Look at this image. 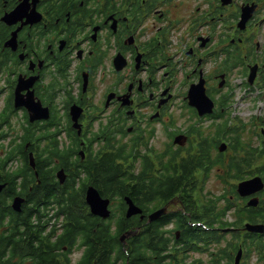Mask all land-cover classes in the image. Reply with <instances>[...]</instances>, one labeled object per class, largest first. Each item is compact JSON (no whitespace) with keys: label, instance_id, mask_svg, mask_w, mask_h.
<instances>
[{"label":"flooded vegetation","instance_id":"obj_1","mask_svg":"<svg viewBox=\"0 0 264 264\" xmlns=\"http://www.w3.org/2000/svg\"><path fill=\"white\" fill-rule=\"evenodd\" d=\"M199 84L213 113L192 108L195 123L174 129L157 154L151 140L156 124L169 126L166 106L180 96L188 105ZM244 86L255 91L252 103L264 100V0H0V264H235L239 249L246 264L245 242L257 237L235 215L224 220L237 207L214 210L202 199L194 209L190 194L184 205L165 201L166 186L187 179L111 171L122 151L141 166L151 152L164 172L168 149L178 163L214 164L219 128L202 123H222ZM249 118L263 136L257 146L242 140L232 148L239 154L217 165L250 164L228 183L242 209L250 197H237V184L264 179V117ZM89 186L109 201L108 216L90 210ZM126 197L139 208L130 216ZM253 253L262 263L261 248Z\"/></svg>","mask_w":264,"mask_h":264},{"label":"rangeland","instance_id":"obj_2","mask_svg":"<svg viewBox=\"0 0 264 264\" xmlns=\"http://www.w3.org/2000/svg\"><path fill=\"white\" fill-rule=\"evenodd\" d=\"M232 83L236 84V81L233 79ZM238 91H239V89H236L235 94ZM249 104H250L249 101H240L239 100V105L235 106L236 107V109H235L236 113L234 114V116H235L234 122H233V126L231 128L235 127V119L237 117L239 127L244 126V132H242V134L240 135L241 136L240 138L243 141L249 142L252 146L256 147L258 144L260 136L255 132V130H253V132H252L249 113H252L251 117H253L255 112L248 110ZM238 107H240V108H238ZM166 108L167 109L164 110V113L168 114L169 120L167 122V125H169L170 127H168V128L160 127L158 124H156V128H154L156 130L155 139L151 140L152 149H154V151L157 154L159 152L165 151V145H166V143L169 142L168 137H167V133H170L174 129L186 130L187 126L195 123V119L194 120L191 119V116L193 114L190 113V110L188 109V107H183V105L181 103V96L176 99V101L174 102V104L172 106L169 105V106H166ZM261 114L264 115V100H263V107L261 109ZM212 124H214V122L204 121L202 123L201 127L205 128L207 125H212ZM214 128H215V126H214ZM214 128H212V129H214ZM236 130H237V128H236ZM236 130H232V132L230 134H228V137L230 139L234 138L233 136H234ZM215 152H217V150H215ZM139 153H142V154L145 153V149L144 148H138V155H139ZM218 154L219 153H216L215 157H217ZM166 155H167V157H169L170 153L166 152ZM131 163H134L133 166H135V168L132 167V169H135L136 171L141 166L140 159L136 157L134 161H131L130 159H128V161L125 163L124 167L125 168L129 167L131 165ZM156 169L157 170L161 169V166L158 165V167ZM220 169H222V166L220 168H219V166H214L210 170V173L208 175V180L205 183V185L203 186L202 194H205L206 197H208L210 199H214V198L216 199V201L214 203V205L216 206V210H221V208L226 205L228 200H231V202H233L232 200H236V201H234V203L232 205L234 207L239 208V206H241V203L243 204L245 202H243L237 198H232V199L229 198V195H231V194H230V192H228L229 186L226 185L229 182L225 183V182H222L221 180H219L218 173H220V174L223 173L222 171H219ZM197 185H200V183H198ZM237 197H238V195H237ZM232 210H234V208ZM225 219L233 221L235 218H234L233 214L231 213L228 215V217H225L224 220ZM228 238H230V237H228ZM246 264H263V263H260V260H257V255L255 253H253L249 257Z\"/></svg>","mask_w":264,"mask_h":264},{"label":"trees","instance_id":"obj_3","mask_svg":"<svg viewBox=\"0 0 264 264\" xmlns=\"http://www.w3.org/2000/svg\"><path fill=\"white\" fill-rule=\"evenodd\" d=\"M241 144L242 143H240V145ZM127 156L124 155V151L119 152L116 156L118 158V160L120 161V163H118V164H115L114 160L112 159V163H113V167H114L111 170L113 173L112 176H114L115 178H120V179L121 178H145L147 176H155L156 171L152 166H148V165H150L149 162H145L143 164V166L139 169V171H135L134 169L132 170L133 165H131V167H130L131 172L129 171L130 169H124L123 166H124V163L127 161ZM176 156H177V154L175 152L172 153V158H171L172 162L170 161L169 163L166 164L165 174H162V175L158 174L157 176H159V177L165 176L167 178H174L177 176V173L179 172V167H178V165L174 166V160L177 161ZM107 163H108L107 160H103L102 162H100V164H98V166L100 168H104L105 167L104 164H107ZM214 164L221 165L222 164L221 159L214 161ZM199 166H201L200 161H198V163H196V164H193V162L191 160H188L186 162L181 163V175L180 176L181 177L192 176L194 169L196 167H199ZM226 168L229 171V174L232 171H234L235 175L237 177H239V175L242 173L243 170H247V173L251 172V171H249V169H251L249 163L246 164V168H243V167H240V166L230 162L229 167H226ZM139 186H142V185H136V187H139ZM119 187L120 188L128 187V185L121 183L119 185ZM180 188H183V185L177 184V187H174L173 185L166 186V193L164 194V196H166V197L164 200L166 201L169 198L173 197V194H174L173 191H175V190L178 192L177 194H181V192L183 190L180 191ZM262 196L263 197L261 198V204L257 208H250L247 206L244 207V209L237 208V212H236V214H234L237 218V224H240L244 221H249L252 223H257V222L264 223V194ZM227 204H229V203L227 202ZM210 206H213V205H210ZM229 207H231V206H229V205L225 206L222 211L223 212L227 211L229 209ZM193 208L195 209L194 204H193ZM218 217H219V215H216V221H217ZM193 233H194L193 231H187L185 233V236L187 238H191L193 236ZM246 244H247L246 245V247H247L246 252L248 255L252 252V250L255 247H258V246L259 247L261 246L262 251H263L264 250V237H260L258 239L253 238L251 240H247ZM235 247H236L235 245H233V244L231 245V249H234ZM263 264H264V251H263Z\"/></svg>","mask_w":264,"mask_h":264},{"label":"water","instance_id":"obj_4","mask_svg":"<svg viewBox=\"0 0 264 264\" xmlns=\"http://www.w3.org/2000/svg\"><path fill=\"white\" fill-rule=\"evenodd\" d=\"M189 97H190V104L195 106L199 110L200 114L212 112V104H211V102H208V100L204 97L203 92L198 93L197 90H195L193 92L190 91ZM174 142H176V141H174ZM220 150L223 151V149H221V148H220ZM263 188H264V181H262V179L260 177H254L250 180L243 181V182L239 183L238 187H237V193L241 197H246V196H251V195L256 194L257 192L261 191ZM86 200H87L88 204L90 205V209L92 210V212H94L95 214H98L102 217L107 216L108 202H107V200H102L94 188H92V187L88 188ZM127 200H128L127 215L130 216V215L134 214L138 208H136L129 199H127ZM258 202H259V200L257 197L251 198L247 202V206L256 207L258 205ZM15 209H18V208L15 207ZM165 211H166L165 208L156 211L155 213H153L150 216V219L158 218L160 215L164 214ZM244 229L246 231L252 232V233H264V225L263 224L247 223L245 225ZM241 252L242 251L240 249L239 253L236 257L235 264L238 263L240 256H241Z\"/></svg>","mask_w":264,"mask_h":264}]
</instances>
